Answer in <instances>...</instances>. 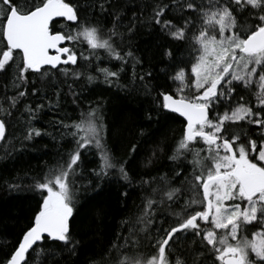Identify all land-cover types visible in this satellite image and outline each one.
Listing matches in <instances>:
<instances>
[{
    "label": "snow or ice",
    "instance_id": "1",
    "mask_svg": "<svg viewBox=\"0 0 264 264\" xmlns=\"http://www.w3.org/2000/svg\"><path fill=\"white\" fill-rule=\"evenodd\" d=\"M0 264H264V0H0Z\"/></svg>",
    "mask_w": 264,
    "mask_h": 264
},
{
    "label": "trees",
    "instance_id": "2",
    "mask_svg": "<svg viewBox=\"0 0 264 264\" xmlns=\"http://www.w3.org/2000/svg\"><path fill=\"white\" fill-rule=\"evenodd\" d=\"M48 119H49L48 116H44V117H43V121H44L45 123L47 122ZM43 142L47 143L48 141L45 140V141H43ZM44 158H45V159H50L49 157H44ZM25 159L27 160V158H25ZM88 160H89V161H92V160H94V157L89 156V157H88ZM31 163H32V164H36L37 161L33 159V160H31ZM88 166H89V167H92V166H94V164H91V163H90ZM17 210H18V209H14V211H17Z\"/></svg>",
    "mask_w": 264,
    "mask_h": 264
}]
</instances>
